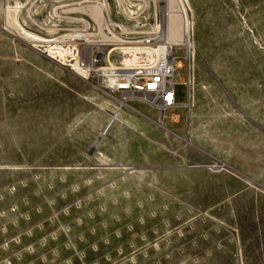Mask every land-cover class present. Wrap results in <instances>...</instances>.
I'll list each match as a JSON object with an SVG mask.
<instances>
[{
	"label": "rangeland",
	"instance_id": "1",
	"mask_svg": "<svg viewBox=\"0 0 264 264\" xmlns=\"http://www.w3.org/2000/svg\"><path fill=\"white\" fill-rule=\"evenodd\" d=\"M58 2L0 0V264H264V0H187L164 121L65 65Z\"/></svg>",
	"mask_w": 264,
	"mask_h": 264
},
{
	"label": "built area",
	"instance_id": "2",
	"mask_svg": "<svg viewBox=\"0 0 264 264\" xmlns=\"http://www.w3.org/2000/svg\"><path fill=\"white\" fill-rule=\"evenodd\" d=\"M58 1L54 12H60L62 22L69 27L59 41L67 46L65 65L84 81H94L102 90L118 94L123 105L135 100L147 104L164 121L167 111L178 107L175 73L189 64L195 49L187 0H177L186 35L178 42L166 36L169 0ZM124 47L146 48L153 52L154 59L135 68L120 69L114 66L115 59ZM177 50L185 52L184 62L175 61ZM181 83H185L183 78ZM188 104L189 91L185 108ZM170 119L178 122L179 116L172 114Z\"/></svg>",
	"mask_w": 264,
	"mask_h": 264
},
{
	"label": "bare ground",
	"instance_id": "3",
	"mask_svg": "<svg viewBox=\"0 0 264 264\" xmlns=\"http://www.w3.org/2000/svg\"><path fill=\"white\" fill-rule=\"evenodd\" d=\"M55 1L58 2V0H55ZM36 11H38V10H36ZM13 12H17V9H7V28L11 29V31H13V33L17 35L18 25H16V23L14 21H12V19H11ZM167 12H169L168 13V20H167L168 21L167 22V30L168 31L166 33L168 40L176 41V42L184 41V39L186 38V35L184 34V31L182 30V19H181L180 14H179L180 7H179L177 0H169L168 1ZM29 20H30V18H29ZM101 27H102V25H100V29H101ZM19 30H21V35H23L24 29H19ZM18 37H20V36H18ZM24 37L25 38H31V39L37 40V41H42L41 37L36 36V35H32V34H30V36H24ZM61 38H64V37L61 36ZM61 49L62 48H60V50ZM57 53H59V52H57ZM61 54H62V52H61ZM125 54H127V60L130 58L129 59L130 63H126V65H125V62L123 61V58L126 57ZM153 59H154L153 52H151L150 50H148L146 48L124 47V48L119 49V55L115 59V65L114 66H116L120 69H130V68H135V67H138L141 65H145V64L151 62Z\"/></svg>",
	"mask_w": 264,
	"mask_h": 264
}]
</instances>
